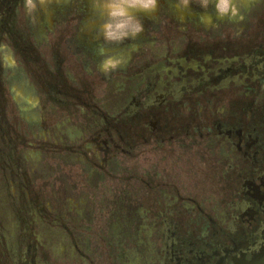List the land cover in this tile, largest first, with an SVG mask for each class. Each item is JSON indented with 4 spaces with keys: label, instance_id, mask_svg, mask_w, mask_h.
Listing matches in <instances>:
<instances>
[{
    "label": "rangeland",
    "instance_id": "374dc122",
    "mask_svg": "<svg viewBox=\"0 0 264 264\" xmlns=\"http://www.w3.org/2000/svg\"><path fill=\"white\" fill-rule=\"evenodd\" d=\"M36 2L14 12L24 53L0 43V262L33 244L28 264H165L173 242L233 234L264 170V82L245 65L264 0H158L121 43L95 0Z\"/></svg>",
    "mask_w": 264,
    "mask_h": 264
},
{
    "label": "flooded vegetation",
    "instance_id": "af4514ba",
    "mask_svg": "<svg viewBox=\"0 0 264 264\" xmlns=\"http://www.w3.org/2000/svg\"><path fill=\"white\" fill-rule=\"evenodd\" d=\"M19 3L20 0H0V43L6 35L17 43L16 50L24 53L22 49L26 46L15 40L21 36L14 21L15 8ZM245 65H247L246 71H249L248 74L252 76L255 83L264 82V46L253 50ZM263 124L264 122L258 125L253 124L252 133ZM230 132L231 130L227 132L228 136ZM252 133L244 136L247 149H253L259 145L254 136L256 133ZM238 134L243 135L241 131H238ZM260 145L263 147L262 143ZM238 146L241 147V144ZM245 154L251 157L255 165L260 162L257 154L251 155L248 150ZM257 174L255 178L246 180L243 184L241 191L244 197L242 203L239 202L236 221L238 226L233 234L223 235L222 240L213 237L201 246H190L183 250H179L173 242L170 244L169 257L165 264H264V170ZM33 248V244H29L25 252L34 253ZM31 261L32 257L30 260H23L24 264Z\"/></svg>",
    "mask_w": 264,
    "mask_h": 264
},
{
    "label": "clouds",
    "instance_id": "9594fccd",
    "mask_svg": "<svg viewBox=\"0 0 264 264\" xmlns=\"http://www.w3.org/2000/svg\"><path fill=\"white\" fill-rule=\"evenodd\" d=\"M187 4L188 0H182ZM105 12L100 31L108 42L121 43L126 39L134 38L143 31L144 25L135 12H151L158 0H95ZM25 8L31 13L36 7V0H24ZM217 9L221 14L229 11V0H218ZM234 11V10H233ZM121 63V58L109 57L103 62L105 68H115Z\"/></svg>",
    "mask_w": 264,
    "mask_h": 264
},
{
    "label": "trees",
    "instance_id": "16d2710c",
    "mask_svg": "<svg viewBox=\"0 0 264 264\" xmlns=\"http://www.w3.org/2000/svg\"><path fill=\"white\" fill-rule=\"evenodd\" d=\"M26 254H27V255H29V257H28V256H26ZM25 257H26L27 259H29V260L31 259V255H30L29 253H27V252H25ZM0 264H3V263H2V262H0Z\"/></svg>",
    "mask_w": 264,
    "mask_h": 264
}]
</instances>
